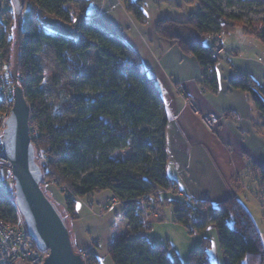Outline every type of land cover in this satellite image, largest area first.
<instances>
[{"label":"trees","instance_id":"1","mask_svg":"<svg viewBox=\"0 0 264 264\" xmlns=\"http://www.w3.org/2000/svg\"><path fill=\"white\" fill-rule=\"evenodd\" d=\"M247 1L262 4L261 0ZM9 2L12 6V1ZM121 2L142 24L147 22L142 1ZM25 3L32 7L25 31L17 27L14 8L0 18V51L4 71L11 75L13 65L18 63V84L31 109V136L37 162L44 173L42 187L54 185L61 190L67 212L74 220L79 219L77 200L103 192H110L126 203L124 214L129 212L130 206L142 203L150 204L156 213L157 205L153 206V200L155 204H170L167 194L179 197V190L167 174L169 115L163 95L138 53L116 32L84 19L87 0H25ZM77 17L78 38L43 27L45 18L72 25ZM237 30L258 39L264 46V25L256 28L236 15H225L215 0H202L196 16L188 21L161 20L156 27L160 38L174 41L185 55L199 61L203 81L213 91L219 87L216 66L220 61L213 58L214 43ZM207 39L212 40V45L205 43ZM45 46L55 51L60 65L77 81L83 78L85 54L99 49L106 66L101 81L93 83L91 90L64 96L52 109L45 108L38 97L40 75L35 62ZM13 49L16 55L10 65ZM230 87L246 93L264 120V86L247 73L239 72L230 80ZM4 109L0 103V114ZM69 112L78 115L65 123L54 121V117ZM124 151H129L131 158L127 159ZM258 168L264 184V167ZM199 203L200 207L207 206L208 216L202 215L198 220L192 215L200 211L189 207L187 201L186 204L177 202L175 222L190 230L194 226L199 232L214 224L220 245L229 257L226 264H242L244 260L248 264H264L261 235L243 202L233 196L218 207L210 201ZM0 217L11 223L17 220L12 202L1 204ZM143 229L139 227L110 241L108 255L114 264H181L178 258L170 257L166 245H153ZM75 250L83 255L86 264L101 263L96 255L85 254L76 247ZM189 262L214 264L208 239L201 248L190 253Z\"/></svg>","mask_w":264,"mask_h":264},{"label":"crops","instance_id":"2","mask_svg":"<svg viewBox=\"0 0 264 264\" xmlns=\"http://www.w3.org/2000/svg\"><path fill=\"white\" fill-rule=\"evenodd\" d=\"M134 1L143 3L147 17L144 24L127 11L121 0H87L83 16L86 21L96 22L120 35L138 53L150 75L163 86L162 95L169 115L166 129L169 155L167 174L179 190V197L189 194L193 200H199L198 202L221 204L227 199L197 198L191 194L189 184L194 181L199 185L206 184L207 180H211V177L205 176L204 170L207 168L213 170L214 180L222 188H234L237 180L244 182L242 174L249 169L247 154H250L257 143L255 131L251 128L252 123L247 125L250 100L243 91L229 89V82L234 76L232 73L224 72L223 77L221 76L220 69H228L221 62L223 56L216 66L219 87L217 91H213L203 81V69L199 61L193 56L185 55L174 41L157 35L156 27L161 20H189L191 15L182 0ZM11 8L9 0H0V18ZM43 27L53 33L79 37L76 24L66 25L57 19L45 18ZM245 39L241 47L247 50L246 54L237 48L230 49L221 42L229 50L226 54L229 57L227 63H238L239 68L264 86V60L256 54L264 46L256 38L254 41L250 40L252 37ZM238 97L240 100L244 98L239 106L236 103L240 101L235 99ZM223 101H226L225 106ZM213 116L217 118V122L210 127L204 119ZM170 136L173 137L172 141ZM182 156L190 159L196 156L194 174L190 172L193 167L191 165L178 169L177 162ZM204 159L207 160L205 164L202 161ZM255 162L259 167H264L261 162ZM95 196L98 197L97 201L95 199L98 203L93 206H89V198L77 200L79 220L73 222L70 232L74 246L79 251H88L101 260L107 255L109 243L113 239L112 226L117 218H123L124 213L120 205H109L108 201L113 197L110 192ZM101 206L109 210L102 214Z\"/></svg>","mask_w":264,"mask_h":264},{"label":"rangeland","instance_id":"3","mask_svg":"<svg viewBox=\"0 0 264 264\" xmlns=\"http://www.w3.org/2000/svg\"><path fill=\"white\" fill-rule=\"evenodd\" d=\"M182 2L185 7L188 8V12L190 13L191 18L196 16L198 6L202 2V0H182ZM215 2L225 15H236L244 23L248 25L252 24L256 28H260L264 25V0H261V5L250 4L247 0H215ZM31 14L32 7L30 3H28L25 5L21 16L20 28L23 31H25L29 25ZM78 20L76 22H78ZM74 24L78 25V23ZM245 38L247 37H244L242 32L240 30H237L233 33L224 35L221 41H215V45H220L224 48V51L221 53L223 56V61L221 62H223V64L228 67V69H225V71L224 69H220V74L222 77V74L224 72L232 73V75H234L233 78L237 76L239 72L246 73V71L237 66L238 63L234 61L230 64L227 63V59H229V57H226V54L229 50H227L221 44V42L223 41V44H225L226 47H229L230 49H240L241 53L246 54L247 50L241 47L243 40H246ZM250 40L254 41L255 39L252 38ZM205 43L207 45H212L213 42L211 39H207ZM259 49L258 51L261 52L256 53L255 51V53L262 57V59L264 60V49ZM12 51V55L10 56V65H13L16 55L15 49H13ZM35 62L40 75V78L37 80L38 97L44 107L48 109L56 107L64 96L70 97L73 95H78L79 93H83L84 90H91V88L93 87V83L96 84L101 81V74L104 73L106 69L104 58L102 57V54L99 49H92L91 51L85 54L84 64L82 67L83 78L80 81L74 79L69 73V71H67L64 67L60 65L57 60L55 51L49 46H45L43 52L36 56ZM230 88L231 87H229V89ZM235 99L240 101L236 103L237 106H239L241 102H244V98H242V100H240V97ZM245 103H247V101ZM187 104L193 107L190 101H187ZM225 104L226 101H223V106H225ZM248 104L251 109L249 108L250 114L249 117H247V125L249 126V124L252 123L253 126L251 128L253 131H255L254 137H257V143H255V145L251 149L250 154H247L249 169L248 171L243 172L242 174L244 182L240 183L237 180L234 182V188H222L219 184L215 182L213 170L207 168L204 170L205 176L208 178L211 177V180H207L206 184L203 183L200 185L196 184L194 181L189 184V189L192 195H195L197 198L200 199L203 198L207 200V198H212L217 200H226L233 196L238 198L241 202H243L247 210L253 216L264 245V184L262 174L258 168L259 165L255 162L257 161L264 164V120L259 116L258 111L253 105L252 101H250ZM77 115V112H69L65 116L58 118L54 117L55 120H53L56 123H65L67 120L75 118ZM228 115H226L225 117L228 118ZM204 120L207 124H209L208 117ZM212 125H215L214 121L213 124L210 125V127ZM212 130H214V128ZM172 138L173 137L170 136V141H172ZM248 147L251 148L250 146ZM124 156L127 159L131 158L129 151H124ZM202 161L204 164L207 162L206 159ZM177 165L179 167L178 169H182L185 165L193 166L190 172L194 174L193 171L195 170L196 166V156H194L192 159L186 156H182V159H179ZM43 189L45 190L46 195L49 197V199H51L56 204L58 209L65 216L69 229L71 231L73 222L79 219L74 220L73 216L67 212L66 205L62 197L63 193L54 185H45ZM227 193H229V196H227ZM162 196V198L165 199L164 195ZM167 196H170L168 197L170 198V204H165L162 202L155 204L156 200H153V206L156 207L157 205L156 213L154 209H152L151 205H148L147 203H145V205H143L142 203L138 206H130L128 209L129 212L127 211L128 213L123 214L122 219L117 218V221H115L114 225L112 226L114 234L113 238L118 239L124 233L131 232L133 230H137L139 227H142L144 228L143 230H146L145 233L150 238V241L153 245H166L168 247L170 257L173 259L178 258L181 264H190V253H192L195 249L201 248L203 242L208 239L211 260L214 262V264H226L229 257L220 245L218 230L214 224H209L205 231L199 232L197 231V229L194 228V226L192 227V230H190L182 224L175 222L176 211L179 208L177 202H179L180 204H186L187 201V205L189 207L200 211V214L196 211V214L192 215L198 220L202 219V215L208 216L209 210H207V206L205 205L204 207H200L201 205L198 202L199 200H193L189 196V194H187L183 198H179L177 196L169 194H167ZM96 197L97 196L95 195L89 197V206H93V204L98 203L96 202L98 200V197ZM108 203L109 205H120L122 208H124V205L126 204L122 203V201L114 197H111ZM219 205L220 203H213V206L215 207H218ZM100 208H103V206H101ZM139 208H141L142 211L139 210ZM108 210L109 209L103 208L101 212L103 214ZM94 245L96 246V244ZM83 252L85 254L89 253L88 251ZM100 262V264H114L108 253L103 259L100 260ZM242 264L248 263L246 260H244Z\"/></svg>","mask_w":264,"mask_h":264},{"label":"water","instance_id":"4","mask_svg":"<svg viewBox=\"0 0 264 264\" xmlns=\"http://www.w3.org/2000/svg\"><path fill=\"white\" fill-rule=\"evenodd\" d=\"M11 1L19 29L26 3L25 0ZM17 72L16 61L11 72L13 108L3 136L5 152L14 173L16 206L27 224L30 237L40 250L49 253L44 264H86L83 255L75 250L65 216L42 187L44 173L37 162L31 136V109L23 88L18 84ZM154 83L163 94L160 81L154 79Z\"/></svg>","mask_w":264,"mask_h":264},{"label":"built area","instance_id":"5","mask_svg":"<svg viewBox=\"0 0 264 264\" xmlns=\"http://www.w3.org/2000/svg\"><path fill=\"white\" fill-rule=\"evenodd\" d=\"M223 51L222 46L215 45L213 58L220 59ZM13 84L11 75L3 70V57L0 51V103L5 106L0 114V206L3 202L10 201L18 214L17 220L12 223L0 217V264H44L49 253L40 250L30 237L27 224L16 206L14 173L3 142L6 121L13 108ZM213 121L217 122L214 116L209 118L208 123L211 125ZM36 134L34 130V135Z\"/></svg>","mask_w":264,"mask_h":264}]
</instances>
